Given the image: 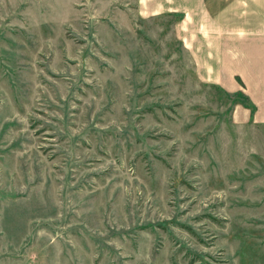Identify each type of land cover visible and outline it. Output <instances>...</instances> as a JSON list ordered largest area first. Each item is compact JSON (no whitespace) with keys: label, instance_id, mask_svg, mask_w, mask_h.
Here are the masks:
<instances>
[{"label":"rangeland","instance_id":"1","mask_svg":"<svg viewBox=\"0 0 264 264\" xmlns=\"http://www.w3.org/2000/svg\"><path fill=\"white\" fill-rule=\"evenodd\" d=\"M148 1L0 0V264H264V124Z\"/></svg>","mask_w":264,"mask_h":264},{"label":"crops","instance_id":"2","mask_svg":"<svg viewBox=\"0 0 264 264\" xmlns=\"http://www.w3.org/2000/svg\"><path fill=\"white\" fill-rule=\"evenodd\" d=\"M151 1L152 10L159 7ZM178 4L173 9H198L206 16L202 25L209 28L199 33L200 46H196L202 73L223 88L244 90L256 109L251 115L240 107L238 117L264 124V0H181Z\"/></svg>","mask_w":264,"mask_h":264}]
</instances>
